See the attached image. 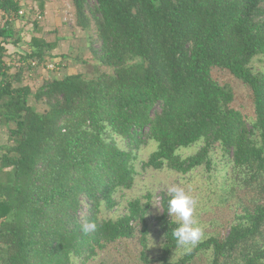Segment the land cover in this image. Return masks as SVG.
<instances>
[{
    "label": "trees",
    "instance_id": "1",
    "mask_svg": "<svg viewBox=\"0 0 264 264\" xmlns=\"http://www.w3.org/2000/svg\"><path fill=\"white\" fill-rule=\"evenodd\" d=\"M71 3L86 50L104 71L49 75L34 89L23 85L26 73L39 79L40 69L68 56L54 53L59 41L33 36L8 64V46L24 44L16 21L27 18L22 2L0 0V264H73L133 239L143 264L155 262L147 255L150 195L116 220L101 218L118 192L133 188L136 153L148 142L157 149L142 169L181 175L210 169L218 146L232 165L236 207L224 239L211 237L172 262L180 248L164 195L156 261L188 264L210 252L209 264H264V65L252 66L264 62V0ZM219 73L229 79L219 82ZM230 81L246 91L253 120L235 107ZM199 143L195 154H178ZM86 222L96 224L87 235Z\"/></svg>",
    "mask_w": 264,
    "mask_h": 264
},
{
    "label": "rangeland",
    "instance_id": "2",
    "mask_svg": "<svg viewBox=\"0 0 264 264\" xmlns=\"http://www.w3.org/2000/svg\"><path fill=\"white\" fill-rule=\"evenodd\" d=\"M63 1V9H56V15L53 14L54 19L50 18V22L49 18L43 13V9H41L39 3L36 5L26 4L27 9L24 10L25 16H22L26 17L29 22L23 19L19 20V26H22L21 22H25V25L28 23L27 27L23 30L24 48L23 45L18 49L8 46V55L5 57V61L8 64H13V61H16L15 55L26 51L28 48L27 44L33 36L43 37L50 42L59 41V45L55 51L59 55L64 54L68 56V60L64 65H55L56 68L40 69L39 79H35V72L28 76L26 73L23 81L24 86L34 89L38 88L43 79L49 75L57 77H62L64 74L78 73L97 75L104 71L101 66L93 61L89 50H86L89 45L87 40L88 35L76 27L72 3L69 0ZM4 20L5 18L0 22L3 23ZM34 23L39 27V33H36ZM263 65L262 57L256 58L252 63L253 68L257 70L261 69ZM217 79L219 82H224L229 78L223 73H219ZM229 83L235 90V107L248 120H253L255 117L254 108L249 102L246 91L242 87H239L235 81H230ZM32 104L37 106L39 111L44 108L31 101ZM4 131L6 132V128L1 127L0 146L6 141ZM201 146L202 143H199L188 149H181L178 154L183 158L189 157L195 154ZM156 149L157 144L155 142H148L137 153L135 152L138 159L134 164L138 175L136 176L133 188L118 192L115 195L116 207L111 211L104 210L101 218L116 220L127 214L130 202L140 200L142 204H145L148 202L147 196L150 195L152 199L150 200V209L147 214V221L149 223L147 255L151 261H155L152 264H161L156 260L159 258L164 239L160 233L156 219L163 214L162 198L164 195H167V188L169 186L179 185L183 187L197 201V220L205 233L203 241L211 237L224 239L228 235L230 222L236 216V207L234 206L235 193L232 191V165L224 158L218 146L211 153L212 166L210 169L201 167L187 175L177 174L168 169L160 171L154 169L143 170L142 164L148 160L151 153L156 151ZM141 251L142 248L136 239L122 241L111 246L108 250L100 252L98 256L90 260L75 258L73 264H143ZM184 255L183 249L180 248L173 254L170 260L177 262ZM210 260V252L198 253L188 264H209Z\"/></svg>",
    "mask_w": 264,
    "mask_h": 264
},
{
    "label": "clouds",
    "instance_id": "3",
    "mask_svg": "<svg viewBox=\"0 0 264 264\" xmlns=\"http://www.w3.org/2000/svg\"><path fill=\"white\" fill-rule=\"evenodd\" d=\"M167 195V214L171 217V223L176 224L171 230L172 238L177 248L183 249L185 254H191L205 237L204 229L197 220V201L179 185L169 186ZM95 228V222H86L80 226L85 235Z\"/></svg>",
    "mask_w": 264,
    "mask_h": 264
},
{
    "label": "crops",
    "instance_id": "4",
    "mask_svg": "<svg viewBox=\"0 0 264 264\" xmlns=\"http://www.w3.org/2000/svg\"><path fill=\"white\" fill-rule=\"evenodd\" d=\"M18 1L22 2V7L24 6L23 9L21 10V12H23V14H24V10L27 9L26 4L36 5L39 3V6L41 7V9H43V13H45V16H47V18H49V22L51 21L50 18L54 19L53 14H55L56 9L62 10L64 7L63 6V3H64L63 0H18ZM69 1L71 3V0H69ZM3 18H5L4 14L2 12H0V21H2ZM19 20L20 19H17L16 26L18 29L24 30L28 24L25 25V22H21L22 26H19ZM1 25H3V23L0 22V26ZM23 48H24V44H23ZM54 53L59 54L56 51H54Z\"/></svg>",
    "mask_w": 264,
    "mask_h": 264
},
{
    "label": "built area",
    "instance_id": "5",
    "mask_svg": "<svg viewBox=\"0 0 264 264\" xmlns=\"http://www.w3.org/2000/svg\"><path fill=\"white\" fill-rule=\"evenodd\" d=\"M20 15H23V12H20Z\"/></svg>",
    "mask_w": 264,
    "mask_h": 264
}]
</instances>
